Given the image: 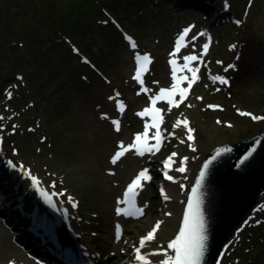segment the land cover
<instances>
[{
  "label": "rangeland",
  "instance_id": "obj_1",
  "mask_svg": "<svg viewBox=\"0 0 264 264\" xmlns=\"http://www.w3.org/2000/svg\"><path fill=\"white\" fill-rule=\"evenodd\" d=\"M70 1L0 0V57L8 58L10 66L21 63L17 55L4 49L5 46L31 37L30 26L38 27L45 18L48 22L61 15ZM147 1L148 5L142 6L144 13H132L131 20L121 16L118 23H114L116 26L112 24L116 39L109 50L103 49V57H94L90 51L83 54L62 37L73 52V64L84 68V78L65 75L64 70L57 76L60 69L55 65L49 67L46 75L53 77L54 83L47 90L35 92L38 105L33 109L28 108L27 103H21L18 110L5 105L11 99L13 104L17 97L18 87L13 83L23 80L20 75L7 77L12 90L0 92V105H4L0 111V169L4 164L8 172L12 171L0 177V202L17 197L24 201L27 194L31 205L26 217L30 225L37 228L30 213L38 208L40 218L50 223L53 232L51 217L47 216L45 205L33 190L32 181H26L16 190L3 188L8 182L17 181L18 174L24 179L29 175L25 177L26 173L10 162V156L32 166L47 181L54 178L53 191L59 197V192L66 197L58 202L59 215L64 207L70 209L75 229L85 235L88 245L96 247L95 260H104V264H120L121 259L124 264H134L135 249L139 247L137 237L151 232L157 222L160 227L155 238L145 243L141 254L147 256L150 264L160 263V257L152 253L167 249L173 240L187 191L205 154L216 145L239 141L264 129V119L252 118L264 117V0H204L201 6L190 4L189 0L186 3L175 0L172 4L171 0ZM87 23L95 28L97 21ZM185 28H191L187 46L174 58L178 65H183L184 56L201 57L191 62L192 67L199 68V78L178 107L170 106L167 100L156 103L162 117L159 127L163 140L159 150L139 155L135 149H130L113 163L112 157L120 151V143L132 144L135 135L144 132L145 124L151 125L149 116L142 117L138 113L151 108V99L160 88H171L174 81L168 59L175 48L176 34ZM21 30L22 37L16 38ZM96 41L99 42L98 38ZM205 44L208 45L206 52ZM144 54L151 57V62L145 65L141 84L134 76L136 56ZM181 75L191 77L186 69L177 71V76ZM215 76L228 82L214 80ZM181 86L188 87V82L184 81ZM175 99L180 101L179 95ZM15 111L29 115V122L20 119L19 112ZM185 119L187 125L177 123ZM113 121L119 122V131ZM30 124L33 130L37 128L33 134ZM188 128L193 130L192 140L188 139ZM155 132L156 128L149 127L150 144ZM170 156L173 163L166 172L173 180L160 175L159 160ZM181 166L186 171H177ZM143 169L148 170L151 179L142 181L143 187L137 189L134 196L135 209H142L143 213L135 210L127 216L118 214V208L126 210L125 203H120L121 187ZM162 188H177V193L164 194ZM257 213L234 233L217 264H264V206ZM16 215L9 207L3 208L0 222L11 219L15 231L11 229L18 236L12 239L13 246L24 259L37 264L22 245V241L29 242V232L24 228L27 224ZM114 229L118 233L113 236ZM32 238L29 243L38 249V235ZM47 239L49 237L45 236L41 252L45 257L50 254L49 250L50 255L55 254V246L45 243ZM168 254L172 255V250H168Z\"/></svg>",
  "mask_w": 264,
  "mask_h": 264
},
{
  "label": "trees",
  "instance_id": "obj_2",
  "mask_svg": "<svg viewBox=\"0 0 264 264\" xmlns=\"http://www.w3.org/2000/svg\"><path fill=\"white\" fill-rule=\"evenodd\" d=\"M186 1L188 0H184L183 3H186ZM203 1L204 0H189V3L200 4L201 2V4L204 5L205 2ZM201 4L199 6H201ZM143 5H148V1L71 0L69 7L67 9L64 8L65 12H62L61 15L54 16L53 19L48 22L45 18L43 22H39L38 27L30 28V26L29 29L31 30L30 32H32L30 34L31 37L23 38V41H20L21 44H7L4 48L8 50V53L17 55L19 58L17 60L21 63L10 66L8 58L3 59V55L0 57V92L9 89L12 90L7 81V77L15 74L20 75L23 79L22 81L13 83L16 88L18 87L17 97L13 99V104L11 103L12 99L5 102L7 108L11 107L12 109L18 110V108L20 109L21 103H27L26 106L30 109L36 107L38 103L34 98L35 92H40L44 89L47 90L48 87H52L54 83L52 80L53 77H47L46 75V72L51 66L55 65L58 67L57 70L60 69V72L56 73L57 76L62 75V70H64L65 75L82 76L84 78V68H82L81 65L75 66L73 64V52L72 50L69 51V47L62 37L69 40L73 46L83 54L90 51L94 57L97 55L98 57H103L105 56L103 49L109 50L114 45L116 39L115 32L111 28L112 24L116 26L114 23L117 24L121 16L124 19L131 20L130 17L132 13H144L142 10ZM91 20L97 21L95 28L91 25H86L88 24L87 21ZM22 28L25 27L22 26ZM22 32L21 30L16 38L22 37ZM28 32L27 30L26 33ZM96 34L98 37L95 36ZM7 37L8 36H5V38ZM96 38H98L99 42L96 41ZM1 51L2 50H0V52ZM21 69H23V71ZM2 104L0 105V111H3L4 105ZM13 116L17 117L16 115ZM18 116L20 119L25 118L24 120L26 121L29 119V115L25 113L21 114L19 112ZM10 123L16 124L14 122ZM28 126L29 130H31V134L37 131V128L34 129L35 131L33 130V125L30 124ZM262 131H264V129L260 132ZM24 140L27 141L25 138ZM53 149V151L57 152L55 148ZM261 206H264V194L260 197V204L252 213L251 217H254Z\"/></svg>",
  "mask_w": 264,
  "mask_h": 264
},
{
  "label": "water",
  "instance_id": "obj_3",
  "mask_svg": "<svg viewBox=\"0 0 264 264\" xmlns=\"http://www.w3.org/2000/svg\"><path fill=\"white\" fill-rule=\"evenodd\" d=\"M9 160L31 178L36 177L40 191L55 190L51 185L54 178L47 181L26 162L13 156ZM202 171L205 175L201 181ZM198 182L201 184L198 197L207 237L200 264H217L228 241L258 208L264 194V131L246 139L216 145L205 154L187 191L175 236L182 226L192 189ZM59 194L65 200L64 193Z\"/></svg>",
  "mask_w": 264,
  "mask_h": 264
},
{
  "label": "snow or ice",
  "instance_id": "obj_4",
  "mask_svg": "<svg viewBox=\"0 0 264 264\" xmlns=\"http://www.w3.org/2000/svg\"><path fill=\"white\" fill-rule=\"evenodd\" d=\"M191 31V28H185L181 34L178 36L175 44V48L170 56L174 57L180 51L181 46H187L185 43V39L188 36V33ZM195 39V37H193ZM135 48V44L132 45ZM234 47V46H233ZM208 45H203V49L206 52ZM201 59V57L190 54L183 57L184 63L183 65H178L176 59L170 60V65L172 66V76H173V84L171 88H160L159 93L155 95L151 99V108H145L143 112L138 113L140 116H150L152 119L151 125L145 124V130L142 133H137L135 135V140L132 144L125 146L123 142L120 143V151H117L115 155L112 157V162L115 163L125 152L130 149H135L139 155H143L145 152H153L154 150H159V147L163 140V135L160 130V123L162 122V117L160 116L161 109L157 108L155 105L158 101L167 100L170 106H179V103L182 102L189 92L191 86L195 81L199 78V68L192 67L191 62L197 61ZM137 70L134 76V79L143 84L142 80V73L145 71V65L151 62V57L148 54L144 55H137ZM229 67H234V65H229ZM187 70L191 73V77L187 75L177 76L178 70ZM214 80H219L221 83H227L228 81L225 80L221 76L213 77ZM184 81L188 82V87H182V83ZM144 91H148L144 89ZM179 95L180 101H177L175 97ZM210 107H217V106H210ZM244 115H251L250 113H243ZM253 119H264V117H256L253 116ZM114 125L116 126V130L119 131V122L113 121ZM179 123H183L184 125L188 124V121L185 119L183 121H178ZM149 127L156 128V132L151 137L152 140L155 141L154 144L149 143V134L148 129ZM192 129L188 128V139L192 140L193 136L191 135ZM176 153H172V156H175ZM186 160V158H185ZM173 163L172 157L170 156L165 161V169L170 168L171 164ZM183 164V161L181 162ZM179 172L186 171L185 167L181 166L177 169ZM205 172L202 171L200 173V180L202 181L204 178ZM165 178L168 180H173L174 178L170 175H167L165 172ZM151 177L148 175V170L143 169L139 172V174L132 180V182L128 185L127 190L125 192L126 199L124 201H120V203H129L131 198L136 194V190L143 187L142 181L149 180ZM32 181L34 184L38 185V181L36 177H32ZM201 187V184L198 182L195 187L192 189V194L189 197L187 203V209L184 214V219L182 226L180 227L179 232L175 236L173 240H171L168 245L167 249H161L158 252L152 253V255H158L160 252H163L165 259L160 261V264H200V261L204 255L205 248H206V225L200 210V200L198 197V192ZM49 201H51V197L46 193H42ZM167 198V197H165ZM125 209L118 208L117 212L122 213ZM138 213L142 214V209L136 210ZM160 222L153 227L152 231L149 232L145 237H142L139 241V247L135 249L136 252V261L138 264H150V261L147 259V256L141 254V249L144 247L147 241H151L155 238V232L159 229ZM168 250H172L173 254L169 255ZM13 264V262H10Z\"/></svg>",
  "mask_w": 264,
  "mask_h": 264
},
{
  "label": "bare ground",
  "instance_id": "obj_5",
  "mask_svg": "<svg viewBox=\"0 0 264 264\" xmlns=\"http://www.w3.org/2000/svg\"><path fill=\"white\" fill-rule=\"evenodd\" d=\"M218 14L220 11H217ZM224 14V13H223ZM3 162V161H2ZM169 169V168H168ZM7 167L3 164V169H0V177L8 174L11 172L7 171ZM7 171V172H6ZM167 169H164L160 172V175L165 177V172ZM13 175V174H12ZM18 174L17 181L8 182V186L4 187L3 190L7 189L8 191L11 190H16L18 186L20 187L21 184L26 183V181L31 182V177L30 176H25L26 178L24 179ZM138 175V174H137ZM136 175V176H137ZM168 175V174H167ZM14 176V175H13ZM135 176V177H136ZM16 177V176H14ZM133 177V178H135ZM23 181V182H21ZM14 184V185H13ZM24 186V185H23ZM24 190V189H23ZM23 190H20L21 192ZM26 190V189H25ZM20 192V193H21ZM161 192L164 194L170 193V192H175L177 193V188H172V190L168 188H162ZM25 196V203L23 200H7L6 204L3 206V208L9 207L10 212L15 216H18L19 218L24 220V223L27 225H30V221L26 217V210L29 209V205H31L30 202L27 201L26 196L27 194H24ZM22 199V198H21ZM120 201L121 198H120ZM18 206H22L23 211L19 212ZM0 209L1 210L3 209ZM17 208V209H16ZM18 210V212L16 211ZM38 211V208H37ZM40 211V210H39ZM123 216H127L129 213L122 212ZM72 212L70 211L69 208L64 207L63 208V213L59 215V218L51 217L52 220V226H53V232H50L46 235V237H49V240L45 243H48L49 245L55 246L54 251L55 254L50 255L48 254L46 257L50 258L55 262V264H69L70 262H77L78 264H104V260H95V249L96 247H92L88 244H90L87 238H84L85 235L80 233L79 230L75 229L74 227V222L73 218L71 219ZM118 218V217H117ZM78 220L81 221L78 217ZM55 221V222H54ZM56 223V224H55ZM117 223V222H115ZM15 231V227L11 223V219L6 218L4 219V223L0 222V250L4 252L2 256L0 255V264H10V262H13V264H32L28 260L24 259L23 256L21 255V252H19L12 244V239L15 238L17 239L18 236L16 233L13 232L12 229ZM29 237H34L33 234L29 232ZM83 239L86 240V242L83 241ZM40 244L39 250L42 252V248L44 244L40 241H38ZM88 243V244H87ZM158 252V251H155ZM156 257H160V261L165 259V256L163 255H157ZM20 259H23L24 261L22 263L19 262ZM121 259V258H120ZM3 260V261H2ZM34 260V259H33ZM134 264H138L136 259L132 260ZM37 263V260H36ZM37 264H45V263H37ZM120 264H124L123 260H120ZM155 264H160V263H155Z\"/></svg>",
  "mask_w": 264,
  "mask_h": 264
}]
</instances>
